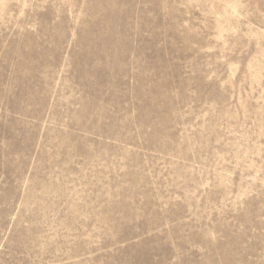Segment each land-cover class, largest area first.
<instances>
[{
    "label": "rangeland",
    "instance_id": "374dc122",
    "mask_svg": "<svg viewBox=\"0 0 264 264\" xmlns=\"http://www.w3.org/2000/svg\"><path fill=\"white\" fill-rule=\"evenodd\" d=\"M0 264H264V0H0Z\"/></svg>",
    "mask_w": 264,
    "mask_h": 264
}]
</instances>
